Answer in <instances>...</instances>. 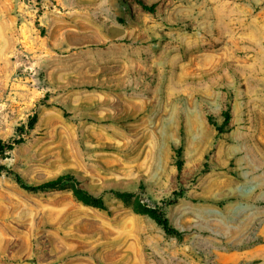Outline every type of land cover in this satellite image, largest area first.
<instances>
[{
    "label": "rangeland",
    "instance_id": "1",
    "mask_svg": "<svg viewBox=\"0 0 264 264\" xmlns=\"http://www.w3.org/2000/svg\"><path fill=\"white\" fill-rule=\"evenodd\" d=\"M143 1L0 0V164L77 178L0 173V264H264V0Z\"/></svg>",
    "mask_w": 264,
    "mask_h": 264
},
{
    "label": "trees",
    "instance_id": "2",
    "mask_svg": "<svg viewBox=\"0 0 264 264\" xmlns=\"http://www.w3.org/2000/svg\"><path fill=\"white\" fill-rule=\"evenodd\" d=\"M139 4L144 8L149 11H154L155 5L154 4H147L143 0H139ZM224 121L222 124H217L216 122H213L214 126L217 128L218 133H222L225 131L226 126L229 124L231 120V113L227 110L224 112ZM38 118L37 114L32 116L27 124L28 129L34 128L35 124L37 123ZM24 141L23 138H19L16 140H13L12 142L5 141L3 139H0V157L4 156L9 150H12L15 148L16 145L22 143ZM181 154V150L178 152ZM183 162L180 160L178 161V169L181 171ZM2 172H7L12 175H14L16 181L18 184L23 187L24 189L30 190V191H38V190H45V189H54V188H59L61 187L64 183L68 181H74L77 182V178L75 175L72 174H64L59 176L58 178L48 180L46 182H43L41 184H31L27 182L18 172L12 170L11 168L1 165L0 164V173ZM75 194L77 195L78 198H80L83 201L86 202H92L95 203L96 205L100 207H105V204L100 197L93 196L92 194L88 193L86 189L83 187H79L78 184H76V189H75ZM175 195V194H174ZM182 194H176L173 198L168 200L169 204L175 203L177 198L181 196ZM146 212H148L151 217L158 223L160 224L163 229L168 233V234H179V230H177L170 222L169 218L166 216L164 210L160 208H152V207H146L145 208Z\"/></svg>",
    "mask_w": 264,
    "mask_h": 264
}]
</instances>
